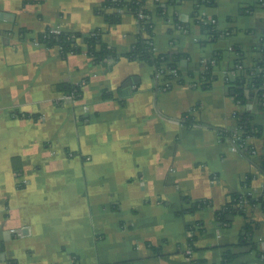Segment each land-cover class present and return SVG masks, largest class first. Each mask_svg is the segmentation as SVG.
<instances>
[{
  "label": "crops",
  "instance_id": "crops-1",
  "mask_svg": "<svg viewBox=\"0 0 264 264\" xmlns=\"http://www.w3.org/2000/svg\"><path fill=\"white\" fill-rule=\"evenodd\" d=\"M103 2L0 0V264H264L259 206L224 224L214 217L230 194L264 192V107L246 88L236 101L226 84L257 65L264 5L145 0L155 51L182 53L194 73L167 71L163 89L152 64L124 56L142 31L136 14ZM47 30L79 35L77 51L37 42ZM94 31L117 58L88 54ZM237 112L259 130L244 154L221 134L236 130ZM227 251L235 256L224 262Z\"/></svg>",
  "mask_w": 264,
  "mask_h": 264
},
{
  "label": "trees",
  "instance_id": "trees-1",
  "mask_svg": "<svg viewBox=\"0 0 264 264\" xmlns=\"http://www.w3.org/2000/svg\"><path fill=\"white\" fill-rule=\"evenodd\" d=\"M198 3H206V4H214L215 0H196ZM145 0H132L128 3H123L122 0H104L102 7H109V6H116V7H122L125 6L128 9L131 10L134 14L138 12L139 9H141L145 16V9L143 7ZM256 6H263L264 0H255ZM249 8H254V5H251ZM148 18L145 17L144 19L139 20V24L141 25L142 31H140L138 38L136 42L133 44V46L130 48L129 52H127L124 56L134 59V60H143L147 61L150 64L154 66V69L156 72L164 73V78H170L172 77L170 73H167V71H173L177 72L181 75L180 80L183 79V73H185L184 76L193 77L194 73L190 69L184 67L180 64V60L185 57L182 53L179 52H172V51H163V52H156L153 47V38H152V28L149 24L150 21L147 20ZM106 20L108 22H115L114 16H106ZM202 28L204 31H206L207 38L209 39H216L220 32L216 29L213 30V25L210 23H204L202 25ZM79 35L75 34H68V33H59V34H50L49 39H47L44 43L46 45H58L63 53H67L69 51H77L76 42L75 39ZM41 38V35L38 36ZM264 38V36H263ZM264 40V39H263ZM87 52L89 55H91L94 59V61H102L103 59H106L107 57L117 58L119 55L113 50L112 48L108 47L105 43L101 40V34L100 31H94L91 33H88V35L85 37ZM259 60L257 62L256 67L249 68V67H241V73L239 74V77H236V79L228 78L226 80V84L228 87V91L233 93L234 99L236 101H240L243 99V90L246 88L249 90V93L253 96L257 97L259 103L264 107V44H262V47H259ZM239 54V53H238ZM220 61V55H215L208 59L205 62V67L203 69V72L200 75V87L202 88H208L211 84V82L215 78V70L218 68ZM243 61L242 56H238L233 62V65L231 66V69L235 70V67ZM242 64V63H241ZM62 87V89L69 94H73L74 97H79L81 93V86L79 84L76 85H61L59 88ZM237 117V125L236 129L238 131L240 141H245L246 137L251 135H258L259 130H257V127L255 124L252 123L251 115L244 114V113H236ZM190 118H187L185 120L186 123H190ZM234 130H221L222 135H229V137L232 136ZM243 148L241 151L244 154L245 150L248 152L249 149H246L245 143L242 144ZM262 171L264 172V163L261 165ZM244 201L248 205L255 204L259 206L263 213H264V192L261 196L254 197L251 194L247 193H232L228 196L226 202L224 205L217 209L214 212V217L216 220L222 222V224L227 223L229 221V216L235 215V214H245L246 207L244 205ZM209 203L207 200L205 201H197L194 202L191 206L190 210H194L196 208H203L207 206ZM247 231H250V228H247ZM195 236H193L192 240L195 239ZM250 241L245 237L241 244H248ZM235 254H233L230 251L226 252L224 262L230 261L233 259ZM200 261H195L193 264H200ZM205 264V262H202Z\"/></svg>",
  "mask_w": 264,
  "mask_h": 264
},
{
  "label": "built area",
  "instance_id": "built-area-1",
  "mask_svg": "<svg viewBox=\"0 0 264 264\" xmlns=\"http://www.w3.org/2000/svg\"><path fill=\"white\" fill-rule=\"evenodd\" d=\"M114 1H116V0H114ZM136 18L137 19H144L145 18V14H144V12L141 10V9H139L138 10V12L136 13ZM206 23H210V24H212L213 25V30L215 29L216 30V23H215V20L214 19H209V20H207L206 21ZM50 34H59V33H57V32H54V31H50V30H47V31H44V32H42L40 35H41V38H39L38 37V39H37V42H39V43H44L47 39H49V37H50ZM239 68V70H242L241 69V67H238ZM164 73H161V72H156L155 73V77L157 78V79H161L162 80V86H161V88H163V89H166V88H168L169 87V82H168V79H164ZM234 76V75H233ZM170 79V78H169ZM263 86H264V84H263ZM73 97H74V95L73 94H71ZM230 139H231V141H232V144H233V146L236 148V149H238V150H242V149H244L242 146V144H244L245 143V141L243 140V141H240L241 139H240V137H239V134H238V131H237V129L236 130H234L233 131V133H232V136L230 137ZM244 205L245 206H247L248 204L246 203V201H244ZM186 254L188 255V256H190V253H191V249L190 248H188L186 251ZM200 264H204V263H200Z\"/></svg>",
  "mask_w": 264,
  "mask_h": 264
},
{
  "label": "water",
  "instance_id": "water-1",
  "mask_svg": "<svg viewBox=\"0 0 264 264\" xmlns=\"http://www.w3.org/2000/svg\"><path fill=\"white\" fill-rule=\"evenodd\" d=\"M232 92V91H231Z\"/></svg>",
  "mask_w": 264,
  "mask_h": 264
}]
</instances>
